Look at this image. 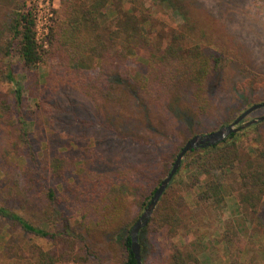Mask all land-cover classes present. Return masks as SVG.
I'll return each instance as SVG.
<instances>
[{"label": "rangeland", "instance_id": "1", "mask_svg": "<svg viewBox=\"0 0 264 264\" xmlns=\"http://www.w3.org/2000/svg\"><path fill=\"white\" fill-rule=\"evenodd\" d=\"M109 1L108 29L113 26L112 10H133L140 18L149 20L148 30L157 46L169 41L175 32H191V42L224 56L220 76L214 85L218 91L212 108L208 115L190 111L180 113L176 106L171 107L172 113H166L162 107L147 109L136 102L96 105L82 92L62 85L54 93L59 82L50 76L52 69H27L15 52V46L9 47V55L5 54V48L11 45L8 43L11 37L9 28L15 6L23 5L27 10V0H0V94L12 105L13 116L25 121L28 141L39 166L56 156L69 155L78 161L63 179H55L48 171L39 174L37 165L25 157L27 149L18 141L19 125L9 129L18 141L16 145L9 142L10 134L0 126V205L34 226L54 229L58 215L47 212L50 207L46 196L48 190L54 188L60 197L62 188L66 189L63 192L71 202L62 204L63 209L67 205L74 207V196L68 190L70 185L84 192L80 210L69 212L75 233L80 236L76 246L79 262L60 259V245L30 234L0 216V264H37L35 246L55 252L59 259L56 264H121L123 245L120 235L106 233V229L112 230L121 222L130 227L144 210H141L142 203L138 199L141 187L118 182L117 171L126 167L132 157L138 174L141 167L149 168L154 169V180L164 179L175 152L177 154L179 147L187 142L194 127L201 128L197 135L208 133L201 132L205 131L204 126L212 132L217 131L234 122L254 104L264 103V0H171L170 5L154 0ZM82 2L89 4L90 0ZM52 6L54 11L59 6L58 0H52ZM55 17L54 11L45 39L47 46L43 50L49 47ZM39 45H43L42 41ZM155 53L147 48L137 57L132 55L128 64L144 78L148 71L147 60ZM56 64L57 61L51 62L52 67ZM10 73L14 81L8 77ZM17 85L22 89L20 107L15 101ZM263 116L264 108L254 111L244 122ZM146 120H150L159 131L154 133L147 129ZM256 125L241 138L239 145L243 158L253 156V148L260 146L253 140L255 136L259 134L264 141V122ZM160 132H172L176 140L161 136ZM171 142L178 146L177 149L175 145H169ZM27 169L33 172V179L25 186L23 171ZM214 177L224 179L227 186L232 185L234 179L232 174L223 177L217 173ZM189 181L186 172H182L176 184L187 200L182 229L175 237L169 236L167 229L153 235L144 234L147 242L142 255L143 264H167L175 248L195 253L200 250L201 259L208 260L205 264H234L235 259V264H253L257 251H264V230L255 227L241 234L233 232L234 226L236 229V225L242 222H236L231 189H226L222 205L213 202L196 204L194 194L197 189L191 192L183 189V182ZM22 191H25L24 195L19 193ZM112 202L122 207L117 222L112 214ZM201 244L205 252L199 248ZM240 251L248 255L240 257Z\"/></svg>", "mask_w": 264, "mask_h": 264}, {"label": "trees", "instance_id": "2", "mask_svg": "<svg viewBox=\"0 0 264 264\" xmlns=\"http://www.w3.org/2000/svg\"><path fill=\"white\" fill-rule=\"evenodd\" d=\"M58 2L59 6L54 10L56 17L51 28L47 50H43L36 39L35 22L31 12L20 4L15 6L9 28L11 37L8 43L11 45L5 48V54L9 55V47L15 46V52L27 69L41 67H48L50 71L52 69L50 76H54L59 82H55L54 93H57L62 85L82 92L96 105H122L127 102H136L147 109L162 107L166 113H172L171 107L176 106L180 109V113L190 111L199 115H208L218 91L214 85L220 76V64L224 56L209 52L201 45L191 42V32L188 34L175 32L169 41L164 42L162 46H157L148 30L149 20L140 18L133 10H112L113 26L108 29L106 23L111 8L109 0H90L89 4L82 0H58ZM154 2H161L163 5L171 4V0H154ZM147 48H151L156 53L147 60L148 71L142 78L138 71L129 66L128 62L132 55L137 57ZM52 61H57L55 67L51 66ZM8 77L13 80L11 73ZM46 81L50 82L49 78ZM21 92L22 89L17 85L14 93L18 107L22 104ZM183 106L186 107L183 108ZM18 125L20 128L17 135L18 141L25 150L27 149L28 153L25 157L30 158L34 166L37 165L39 174H42V171L44 173L48 171L55 179L60 180L73 164L78 162L77 158L65 155L47 159L43 165L39 166L28 141L29 131L25 121L13 116L12 105L0 94V126L10 134L9 129ZM145 127L154 133L159 131L150 120H146ZM204 127H206L205 131L201 132L212 133L209 129L207 130V126ZM255 127L257 125L234 133L215 146L193 150L184 157L180 169L160 199L149 224L140 232L142 255L147 242V237H143L144 234L153 235L167 229L168 235L175 237L183 227V210L187 200L183 191L176 185L182 172H186L190 178L189 182H183L184 191L191 192L197 189L194 194L196 204L213 202L222 205L225 203L226 189H231L232 197L237 203L236 222L239 220L242 222L236 225V229L234 226L236 222L232 225L233 232L237 231L241 234L247 230H254L255 227L264 230V141L259 134L255 136L253 140L260 146L254 147L253 156L246 158L241 155L239 145L241 138ZM200 129L194 127L189 133L187 142L197 136ZM160 135L176 140L172 132L165 134L160 132ZM18 141L13 134H10L9 142L12 145H16ZM185 144L179 147L177 154ZM169 145L175 144L171 142ZM177 147L175 145L176 149ZM177 154L175 152L173 161L169 163L171 167L167 176L176 161ZM131 159L126 167L117 171L116 180L126 186L141 187L138 199L142 203L141 210L145 211L167 176L161 180H154V169L143 167L139 169L138 174L137 165ZM23 172L25 186H28L32 182L33 172L28 169ZM217 173L223 177L232 174L234 176L232 185L227 186L224 179H219L221 177L215 178L214 175ZM208 177L210 179L202 183ZM65 190L62 188L60 197L57 196L54 188L48 190L46 194L52 208L51 210L47 207V212L52 211L58 215L54 229L34 226L19 214L1 205L0 216L30 234L47 238L54 241L55 245H60V259H72L79 262L76 246L80 236L75 233L69 212L80 210V200L84 192L81 188L70 185L68 190L74 196L72 203L74 207L70 208L67 205L66 209H63L62 204L71 202L64 194ZM19 193L24 195L25 191ZM112 205L114 221L117 222L122 207L115 202H112ZM46 223L49 224L50 220L47 219ZM134 224L126 227L121 222L112 230L106 229V233L120 235L123 245L121 264H137L130 249V231ZM200 247L204 249L202 244ZM205 251L204 249L203 252ZM35 253L38 258L37 264H56L59 261L55 252L44 251L41 247L35 246ZM199 253L200 250L195 253L175 248L167 264H202ZM239 255L245 257L248 253L240 251ZM256 257L257 261L255 260L253 264H264V251L262 253L257 251ZM234 261L235 264L237 260Z\"/></svg>", "mask_w": 264, "mask_h": 264}, {"label": "water", "instance_id": "3", "mask_svg": "<svg viewBox=\"0 0 264 264\" xmlns=\"http://www.w3.org/2000/svg\"><path fill=\"white\" fill-rule=\"evenodd\" d=\"M264 108V103L261 104H255L251 106L249 109H247L244 113H242L234 122L231 124L222 127L221 129L212 132L210 134H204V135H197L193 138H191L183 147V149L178 154L176 161L168 174V176L162 181L161 185L153 195L150 203L148 204L146 210L143 212V214L140 216L138 221L134 224L130 231V240L131 245L130 249L132 254L135 257V260L137 264H143L142 260V253H141V245L139 242L140 232L147 227L149 224L153 213L160 202V199L162 198L163 194L167 190L168 186L176 176L178 170L180 169L182 165V161L184 157L191 151L197 150V149H204L207 147L215 146L217 144L222 143L225 141L230 135L237 133L241 130H244L246 128H249L253 125H256L258 123L264 122V116L260 117L258 119H253L249 122H244V120L252 114L254 111L260 110Z\"/></svg>", "mask_w": 264, "mask_h": 264}, {"label": "built area", "instance_id": "4", "mask_svg": "<svg viewBox=\"0 0 264 264\" xmlns=\"http://www.w3.org/2000/svg\"><path fill=\"white\" fill-rule=\"evenodd\" d=\"M27 11L31 12L35 22V33L38 43L42 41L44 48L47 46L46 37L49 33L51 22L54 19L52 0H27ZM41 34L44 38H40Z\"/></svg>", "mask_w": 264, "mask_h": 264}, {"label": "crops", "instance_id": "5", "mask_svg": "<svg viewBox=\"0 0 264 264\" xmlns=\"http://www.w3.org/2000/svg\"><path fill=\"white\" fill-rule=\"evenodd\" d=\"M232 204H233L234 206H237L235 200L232 201ZM199 259H200V261H201L202 264H205L204 262H206V263L208 262V260H206V259H205V260L201 259V256H200V255H199ZM202 261H203V262H202ZM211 263H212V264H216V263H213V262H211ZM211 263H210V264H211ZM244 264H246V263H244ZM250 264H251V263H250Z\"/></svg>", "mask_w": 264, "mask_h": 264}]
</instances>
